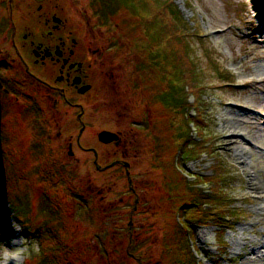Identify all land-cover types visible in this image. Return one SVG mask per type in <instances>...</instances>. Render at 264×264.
<instances>
[{"label":"rangeland","instance_id":"rangeland-1","mask_svg":"<svg viewBox=\"0 0 264 264\" xmlns=\"http://www.w3.org/2000/svg\"><path fill=\"white\" fill-rule=\"evenodd\" d=\"M52 1L75 33L80 25L88 30L92 46L120 66L118 113L99 102L83 141L104 165L119 154L112 156L115 150L100 145L96 133L126 129L130 188L139 198L130 215L135 198L123 168L96 170L92 155L75 147L67 155L68 137L77 132L70 112L64 122H49L35 98L16 102L0 93V264H241L252 247L264 244V196L257 197L264 195V15L253 3L258 0H171L191 27L184 42L201 77L202 98L181 114L158 96L168 85V68H160V60L155 67L147 56L149 4H137L136 14L119 10L106 23L96 0ZM181 41L171 44L179 55ZM187 134L190 143L208 142L207 148L196 159L179 160ZM223 134L237 139L228 151ZM195 175L217 178L207 183L217 182L233 215L191 222L187 234L177 220L192 216L183 203L191 192L185 184ZM31 244L40 254L28 259L23 252ZM128 245L133 254H126Z\"/></svg>","mask_w":264,"mask_h":264},{"label":"flooded vegetation","instance_id":"flooded-vegetation-1","mask_svg":"<svg viewBox=\"0 0 264 264\" xmlns=\"http://www.w3.org/2000/svg\"><path fill=\"white\" fill-rule=\"evenodd\" d=\"M62 11L52 0H0V93L16 102L35 98L49 122H64L70 112L77 132L69 135V148L92 155L96 170L117 162L110 167L120 166L124 173L125 166L118 161H125L130 172L126 129L96 133L107 130L118 136L109 143L98 140L115 150L112 156L119 154L104 165L98 163L97 150L83 141L90 111L105 104L118 113L114 101L121 100L120 66L104 48L92 46L87 29L80 25L75 33ZM131 191L136 194L134 185Z\"/></svg>","mask_w":264,"mask_h":264},{"label":"trees","instance_id":"trees-1","mask_svg":"<svg viewBox=\"0 0 264 264\" xmlns=\"http://www.w3.org/2000/svg\"><path fill=\"white\" fill-rule=\"evenodd\" d=\"M144 1L153 9L152 16L144 17L143 21L144 32L147 40V56H150V62H155V67H157V60H160V68H168V85L166 89L158 95L159 99L167 108L175 110L179 114L184 112L186 113L189 107L196 105L197 101H195V99L199 100L200 97L202 98V95H200L201 77L195 65L188 61L191 59L187 55L188 48L187 43L184 42V38L187 37L188 32H191V27L187 21L182 18L177 6L171 0H96L98 5L97 14L106 20V23H108L110 18L122 9L133 10L136 14L139 12V6L137 4H141L143 6ZM184 1L189 4L188 0ZM253 3L256 7L262 9L264 14V0H258L256 3ZM195 36L201 38L199 34H195ZM177 39L179 41L182 39L180 43L182 54L180 55L171 49L172 40H175L178 43L179 41ZM149 45H152V50ZM161 46L171 47L163 48L164 51H160L159 48ZM215 70L216 73L220 75L217 67H215ZM189 90L192 92L191 96L194 97L192 104L188 103ZM194 115L191 119H187L186 129L188 130V134H191L190 127H188L191 120L195 124L196 116ZM183 120L184 119H182L178 125L183 124ZM188 134L185 135V140L180 142L178 145L176 157L179 160H182L183 158L186 160L196 159L206 151V144H208V142L198 141L196 143L195 141H192V143H190L191 140L188 138ZM179 135V140H182L184 137L182 138L181 134ZM212 179L217 180V178L214 177L206 180L204 177H197L195 175L192 181L185 184L187 185V192L189 190L191 192L188 194L183 206L193 209L189 212L192 216L186 218L187 220H182V223H180V220H177V222L187 234L190 233V229L188 230V228H190L189 223L191 222H215L224 219L226 215H233V213L228 209L230 207L228 204L229 201L226 200L227 195L224 191H222V189H220L217 182L214 181L213 184L212 182L207 183ZM205 185L207 186V190L203 187ZM130 233V231H127L128 243L131 242ZM218 238V242L223 243L221 235ZM128 246L126 248V254H133ZM179 251L182 254V250Z\"/></svg>","mask_w":264,"mask_h":264},{"label":"bare ground","instance_id":"bare-ground-1","mask_svg":"<svg viewBox=\"0 0 264 264\" xmlns=\"http://www.w3.org/2000/svg\"><path fill=\"white\" fill-rule=\"evenodd\" d=\"M237 142V139L232 134H223L222 136V144L226 147V150H230L232 145ZM251 191L255 193V189L252 186ZM262 193L259 191L257 193V197H263ZM260 246V247H259ZM264 246V244H261L260 242L252 247L251 255L241 262V264H264V252H260V248ZM264 248V247H263ZM260 252V253H259Z\"/></svg>","mask_w":264,"mask_h":264},{"label":"water","instance_id":"water-1","mask_svg":"<svg viewBox=\"0 0 264 264\" xmlns=\"http://www.w3.org/2000/svg\"><path fill=\"white\" fill-rule=\"evenodd\" d=\"M98 137V140L103 142V143H109V142H112V141H117L118 140V136L113 133V132H110V131H107V130H102L98 133L97 135ZM68 154H71L70 152V149H69V152ZM120 162L121 164H123L125 167H126V174H127V177H128V182L130 184V187H131V179L129 177V172H128V163L125 162V161H118ZM117 162H112L109 166H112L113 164H115ZM96 167H99L98 165H96ZM106 167H104L103 169H105ZM135 203L137 202V197L135 198ZM131 224V222H129V225Z\"/></svg>","mask_w":264,"mask_h":264},{"label":"clouds","instance_id":"clouds-1","mask_svg":"<svg viewBox=\"0 0 264 264\" xmlns=\"http://www.w3.org/2000/svg\"><path fill=\"white\" fill-rule=\"evenodd\" d=\"M15 230L18 232H22L23 228L17 225L15 226ZM17 243H19V241H17ZM39 254H40V247L38 244H31L30 246L26 245L24 248L23 255L28 259H31L32 257L35 256H39Z\"/></svg>","mask_w":264,"mask_h":264}]
</instances>
